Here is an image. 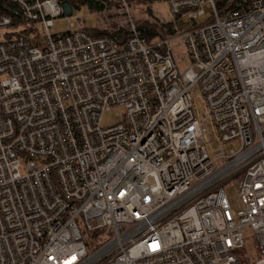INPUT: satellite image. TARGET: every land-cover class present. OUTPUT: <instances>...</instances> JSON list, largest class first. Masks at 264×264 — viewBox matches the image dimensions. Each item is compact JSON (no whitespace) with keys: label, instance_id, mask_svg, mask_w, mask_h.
<instances>
[{"label":"built area","instance_id":"built-area-1","mask_svg":"<svg viewBox=\"0 0 264 264\" xmlns=\"http://www.w3.org/2000/svg\"><path fill=\"white\" fill-rule=\"evenodd\" d=\"M7 1L24 22L0 14V264H244L246 227L264 264V0H138L170 9L150 42L116 0L122 45L53 33L57 0ZM207 122L239 146L210 156Z\"/></svg>","mask_w":264,"mask_h":264},{"label":"rangeland","instance_id":"rangeland-1","mask_svg":"<svg viewBox=\"0 0 264 264\" xmlns=\"http://www.w3.org/2000/svg\"><path fill=\"white\" fill-rule=\"evenodd\" d=\"M138 1V0H137ZM131 1L128 3V9L132 17L136 19V23L139 25L147 24L153 26L156 36L152 39L156 40L158 38H163L169 35V32L165 29L164 25L160 24V19H168L170 15V9L166 2L161 1L157 3L147 4L143 2ZM61 4V3H60ZM125 11V9H122ZM121 8L118 6H109L103 8L101 11H91L85 5L79 9H72L69 15L62 14L61 16L55 18L54 26L51 29L53 33H64L68 31L69 24L74 23L75 28L85 27L88 29L99 28H109L108 26L113 24L114 28L122 29L126 27L128 23V14L121 13ZM202 21V17L196 18V23L199 24ZM192 23L181 24L182 27H190ZM13 28V27H12ZM12 28L0 29V35L7 31L11 32ZM20 29V26L17 30ZM171 34V33H170ZM17 35V34H15ZM175 59L177 61L178 69L181 71L186 68L189 64V60L186 57L184 47L179 39H175L170 43ZM192 105L194 111L197 115L205 111V104L203 97L199 89H194L192 91ZM122 112L121 107L110 108L109 110L103 112L101 117V124L103 126H109L118 122L121 118ZM118 113V114H117ZM209 130L208 142L205 144L206 150L210 156H213L218 150L229 148H236L239 146V142L233 141L228 143H223L218 140L214 135L211 134L213 130L211 123H206ZM222 161H218L216 164H220ZM22 171V166H21ZM225 191L231 206L234 209L239 208V198L237 189L234 183L231 181L225 185ZM244 241L245 247L239 252V256L242 258L244 264H251V262L257 257V244L256 239L252 230L249 227L244 229Z\"/></svg>","mask_w":264,"mask_h":264},{"label":"trees","instance_id":"trees-1","mask_svg":"<svg viewBox=\"0 0 264 264\" xmlns=\"http://www.w3.org/2000/svg\"><path fill=\"white\" fill-rule=\"evenodd\" d=\"M57 1L58 3L68 2L71 6V9H79L80 7L84 5L91 11H101L103 8L109 7L112 5L118 6L119 8H121V10L123 9L122 5L116 0H57ZM131 1L133 0H129V3ZM134 1H137V0H134ZM215 2L220 8L225 4L226 0H215ZM121 13L125 15L126 12L122 10ZM0 14L10 15L13 20L12 22L13 26L22 25L24 22L23 19L21 18V15L17 7L13 3L7 0H0ZM108 27L109 28H99V27L95 29L87 28V30L92 35H96V36L108 35L112 37L119 45H122L127 36V32H126L127 24H126L125 29L124 28L116 29L114 28L113 24L109 25ZM138 27L148 42L152 41V39L156 36V32L154 31L153 26H150L147 24H143V25L138 24ZM164 27L169 32V34L174 32V30L170 27L169 22L166 23Z\"/></svg>","mask_w":264,"mask_h":264},{"label":"water","instance_id":"water-1","mask_svg":"<svg viewBox=\"0 0 264 264\" xmlns=\"http://www.w3.org/2000/svg\"><path fill=\"white\" fill-rule=\"evenodd\" d=\"M61 7L63 9V12L67 15H69L71 13V6L68 2H62L61 3Z\"/></svg>","mask_w":264,"mask_h":264}]
</instances>
